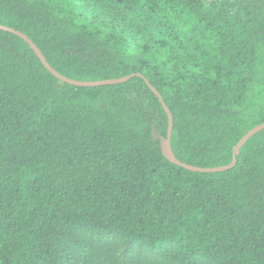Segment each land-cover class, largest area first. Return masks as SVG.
Masks as SVG:
<instances>
[{"label": "trees", "instance_id": "16d2710c", "mask_svg": "<svg viewBox=\"0 0 264 264\" xmlns=\"http://www.w3.org/2000/svg\"><path fill=\"white\" fill-rule=\"evenodd\" d=\"M0 264H264V0H0Z\"/></svg>", "mask_w": 264, "mask_h": 264}, {"label": "water", "instance_id": "95a60500", "mask_svg": "<svg viewBox=\"0 0 264 264\" xmlns=\"http://www.w3.org/2000/svg\"><path fill=\"white\" fill-rule=\"evenodd\" d=\"M0 30L2 31H6L9 33H12L20 38H22L26 43L29 44L31 50L36 54V56L38 57V59L41 61L42 65L58 80L67 83L69 85H73L76 87H97V86H103V85H115V84H121L124 83L126 81H128L130 78L134 77V76H140V74H131L125 77H121V78H117V79H107V80H99V81H78V80H73V79H69L66 78L64 76H62L61 74H59L57 71H55L50 65L49 63L46 61V59L44 58L43 54L41 53V51L35 46V44L23 33L16 31L12 28L0 25ZM146 83L149 85L150 89L152 90V92L156 95V97L158 98L159 102L161 103L167 118H168V129H167V135L166 137H163L161 135H159L156 130L155 127H152V132L154 135V138L160 141V148L162 151V154L164 155V157L171 162L174 165H177L181 168H184L186 170L192 171V172H200V173H215V172H223L229 169H232L235 164H236V157L239 155L240 153V149L242 148V146L256 133H258L259 131L264 129V123L257 125L256 127L252 128L251 130H249L239 141L238 143L235 145V147L233 148V159L231 161L230 164L225 165V166H220V167H211V168H203V167H195L192 165H188L185 163L180 162L174 155L172 148H171V134H172V128H173V116L169 110V108L166 106L165 102L163 101L160 93L153 87L151 86L147 80H145Z\"/></svg>", "mask_w": 264, "mask_h": 264}]
</instances>
